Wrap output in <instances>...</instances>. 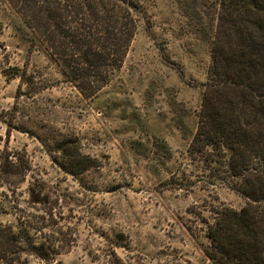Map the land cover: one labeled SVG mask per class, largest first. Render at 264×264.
<instances>
[{
	"label": "rangeland",
	"instance_id": "rangeland-1",
	"mask_svg": "<svg viewBox=\"0 0 264 264\" xmlns=\"http://www.w3.org/2000/svg\"><path fill=\"white\" fill-rule=\"evenodd\" d=\"M213 1L143 0L146 14L123 67L88 98L0 0V163L20 155L31 165L16 169L11 184L0 175V201L10 212L0 219L45 215L50 204L32 202L36 184L73 243L54 261L26 264H213L208 223L218 208L248 201L188 153L212 58ZM69 139L89 170L75 173L57 151Z\"/></svg>",
	"mask_w": 264,
	"mask_h": 264
},
{
	"label": "trees",
	"instance_id": "trees-1",
	"mask_svg": "<svg viewBox=\"0 0 264 264\" xmlns=\"http://www.w3.org/2000/svg\"><path fill=\"white\" fill-rule=\"evenodd\" d=\"M7 1L46 45L68 82L88 98L123 67L146 14L143 0ZM213 2L212 58L188 153L201 155L207 168L248 201L241 209L216 210L207 225L205 254L213 264H264V0ZM33 78L26 83L33 85ZM72 141L61 142L57 151L64 152L75 173L85 172L92 164L76 160L81 153L69 149ZM14 157L0 163V175L10 184L16 169L31 168L28 160ZM30 193L33 203L50 206L42 216L18 214L17 224L0 219V264H26L30 257L54 261L73 246L62 236L50 194L36 184ZM3 202L0 216L10 213ZM13 205L19 209L18 201Z\"/></svg>",
	"mask_w": 264,
	"mask_h": 264
}]
</instances>
